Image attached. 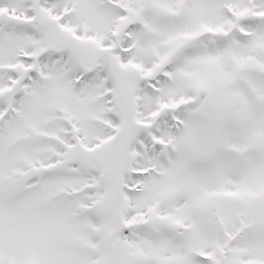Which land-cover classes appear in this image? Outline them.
<instances>
[{
	"label": "snow or ice",
	"instance_id": "snow-or-ice-1",
	"mask_svg": "<svg viewBox=\"0 0 264 264\" xmlns=\"http://www.w3.org/2000/svg\"><path fill=\"white\" fill-rule=\"evenodd\" d=\"M0 264H264V0H0Z\"/></svg>",
	"mask_w": 264,
	"mask_h": 264
}]
</instances>
